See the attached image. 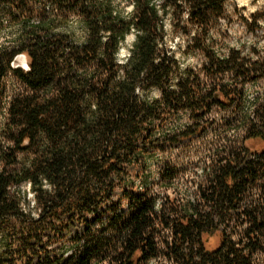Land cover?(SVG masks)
I'll use <instances>...</instances> for the list:
<instances>
[{
	"label": "trees",
	"instance_id": "obj_1",
	"mask_svg": "<svg viewBox=\"0 0 264 264\" xmlns=\"http://www.w3.org/2000/svg\"><path fill=\"white\" fill-rule=\"evenodd\" d=\"M47 1L0 0V28L15 25L17 43L0 45V264H260L264 148L247 142L264 140V99L245 110L242 86L264 76V60L215 52L228 0ZM240 20L264 31V7ZM168 31L186 37L184 54L201 50L220 82L205 88L186 71L171 85ZM20 53L27 69L11 66ZM7 70L26 88L4 112ZM213 105L234 106L227 123L241 114V145L220 150L193 192L170 197L175 166L154 180L151 158L199 138Z\"/></svg>",
	"mask_w": 264,
	"mask_h": 264
},
{
	"label": "rangeland",
	"instance_id": "obj_2",
	"mask_svg": "<svg viewBox=\"0 0 264 264\" xmlns=\"http://www.w3.org/2000/svg\"><path fill=\"white\" fill-rule=\"evenodd\" d=\"M44 2V1H43ZM45 7L50 4L45 0ZM226 14L219 22L217 30L213 33L216 38L214 50L219 55H225L231 51H238L239 56L247 61H261L264 60V31L259 30L255 33L244 29L241 25L240 16L248 17L250 13L256 9L264 7V0H228L225 3ZM47 9V8H46ZM0 14L2 18L9 21L7 15V8L0 6ZM4 21L6 26L0 28V45L7 48L16 46L14 40V33H16V26L9 25ZM169 22V18H167ZM264 23V22H262ZM76 36L81 39L83 32L80 27L73 25ZM133 41V34H129L120 49L121 58L125 56L128 47ZM168 48L174 52L176 63L173 66V72L170 75V84L173 85L177 78L181 77L186 71H191L200 78L204 83L205 88L213 83L220 82L219 76L212 77L206 70L208 60L201 50L195 49L187 54L183 51L186 49V37L179 33L174 34L168 31L166 39ZM27 58V56H26ZM28 61V58H27ZM232 77V73L224 76L223 81H228ZM240 80V79H239ZM25 85L22 83L12 71L7 70L2 79V89L5 94V99L2 104L5 112L7 101L10 96L17 92H25ZM245 91L247 102L245 110L252 108V99H264V76L257 79L255 82L247 80L242 86ZM152 96H158L159 91L153 89ZM260 101V100H259ZM242 112V111H241ZM235 114L234 106L229 108H222L218 105H213L208 109L205 118L212 119L213 124L204 132L199 138L192 140L187 145L177 148L168 149L163 152H158L151 158V166L154 170L152 177L155 175L157 167L165 164L169 168L175 166L177 177L170 184L167 194L170 197H180L185 193L193 192L197 188V182L203 175L204 170L210 161L219 155L220 150L229 149V147L238 148L241 145L242 137L246 131V124L241 122L240 116L233 118V121L226 122L232 115ZM243 114V112H242ZM178 122L184 123L188 121V111H181L178 114ZM251 148H264V140H253L247 142ZM25 187V186H24ZM159 190V185L155 186ZM217 235L208 236L206 244L209 248H213L217 244ZM259 263L264 264V258L257 256Z\"/></svg>",
	"mask_w": 264,
	"mask_h": 264
},
{
	"label": "water",
	"instance_id": "obj_3",
	"mask_svg": "<svg viewBox=\"0 0 264 264\" xmlns=\"http://www.w3.org/2000/svg\"><path fill=\"white\" fill-rule=\"evenodd\" d=\"M12 67H22L24 69L28 68V61L26 58V54L20 53L14 57V59L11 62Z\"/></svg>",
	"mask_w": 264,
	"mask_h": 264
}]
</instances>
